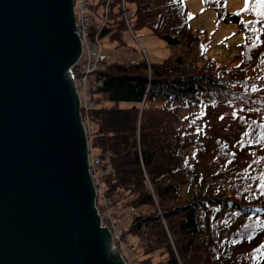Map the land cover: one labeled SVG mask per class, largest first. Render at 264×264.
Masks as SVG:
<instances>
[{"label": "trees", "instance_id": "1", "mask_svg": "<svg viewBox=\"0 0 264 264\" xmlns=\"http://www.w3.org/2000/svg\"><path fill=\"white\" fill-rule=\"evenodd\" d=\"M189 1L126 0L134 7L128 21L136 37L146 30L172 53L161 63L149 61L150 70L146 59L106 62L99 70L102 86L90 94L97 104L85 115L104 198L120 211L146 210L122 235L143 252L137 264H264V0H250L248 21L226 11L228 0H203L219 21L237 24L245 35L232 66L204 48L188 17ZM108 19L101 37L122 41L121 0ZM102 101L131 106L108 108ZM224 109L223 119L244 132L234 145L216 140L205 177L198 165L208 151L207 123Z\"/></svg>", "mask_w": 264, "mask_h": 264}, {"label": "water", "instance_id": "2", "mask_svg": "<svg viewBox=\"0 0 264 264\" xmlns=\"http://www.w3.org/2000/svg\"><path fill=\"white\" fill-rule=\"evenodd\" d=\"M75 0H0V264H126L95 206Z\"/></svg>", "mask_w": 264, "mask_h": 264}, {"label": "rangeland", "instance_id": "3", "mask_svg": "<svg viewBox=\"0 0 264 264\" xmlns=\"http://www.w3.org/2000/svg\"><path fill=\"white\" fill-rule=\"evenodd\" d=\"M89 1L92 3V5H97L99 2V0ZM107 1L108 0L104 1L103 5H99L94 8L85 7L84 10L85 14L87 15H95L97 23L102 24V30H104V28L107 26L111 8L114 3V0L108 1V4ZM124 1L126 0H121V6L127 29L123 32L122 41L113 40L110 34L105 35L101 39L102 49L104 52L109 54L110 62L125 63L127 60L139 61L143 60L145 57H147L151 63L155 64L167 60L171 56L172 52L160 37L149 34V32L146 30H142L136 32L138 36L137 42L133 39L130 31L132 28L129 26L130 24L128 19L130 8L133 9L134 7L130 6L129 4L125 5L123 3ZM225 6L227 12L239 13L245 21L250 20L246 13L250 6V0H228ZM75 7L77 11V15L75 13L77 23L79 15L81 16L80 3L78 2ZM188 17L192 19L191 25L193 29L202 33V43L204 44V48L208 50V54L211 58L224 65L232 66L238 63L239 59L237 58L240 52V46L245 41V35L239 32V27L237 24L219 21L216 9L208 8L203 0H191L188 2ZM141 49L144 50L146 54L145 57L142 54ZM195 53L196 51H193V55ZM191 59L193 60L194 58L192 57ZM148 69H151L149 65ZM77 74H79L78 68ZM78 76L79 75H77V77ZM100 78H102V76H100L98 70L96 73H91L88 76L85 85L78 83V89L76 91H78L80 103L82 101L83 105L82 113L84 112L85 118L82 116V119L84 118L83 123L85 129L87 130L89 172L92 177L93 185L96 189L97 196L95 206L101 218V225H104L107 222V218L110 217L111 222L109 221L110 218L108 219L109 222H107L110 230L115 232L113 227L116 228L118 225H120V230L118 229V231L120 235H123V231L131 223L133 217L147 212L143 209L135 211L121 210V212L120 209H118L121 207V205L118 206L117 209L110 207L108 206V202H106L104 199L105 186L102 179L103 169L101 167V160L97 154V151L93 147V140L91 136H88V132L90 133L91 131V126L88 124L87 116L85 115L90 109L89 104H92L93 101V99L90 97L91 92L101 87L99 82ZM240 78H243V76H240ZM93 104V106H96L97 103L93 102ZM101 104L108 108H129L131 106V103L126 102L115 103L110 101H102ZM226 112H229L228 109L217 111L207 123L205 141L208 145V151L202 155L198 165L200 173L205 177L210 176V162L214 156V144L216 140L222 138L234 145L241 139V136L244 132L242 125L238 122H235L231 119H223L227 115ZM181 193L182 195L185 194L184 189L181 191ZM100 196H102L104 199L103 202L100 201L101 199H98ZM103 217L106 219L105 223ZM101 227L103 228V226ZM122 254L125 255L128 264H137V261L140 259V257H142L143 252H140L139 250L132 252V250L128 248V250H124Z\"/></svg>", "mask_w": 264, "mask_h": 264}, {"label": "built area", "instance_id": "4", "mask_svg": "<svg viewBox=\"0 0 264 264\" xmlns=\"http://www.w3.org/2000/svg\"><path fill=\"white\" fill-rule=\"evenodd\" d=\"M76 2L77 3L79 2L81 5V16L79 15V18L76 23L77 26L76 33L80 37L83 46L81 59L79 63H77L78 64L77 68L79 71L78 74L79 79L76 80V83L85 85L88 76L91 73L96 72L99 68H101V65L107 60V54L103 51L101 44L100 35L102 32V26H101L102 24H98L97 21H94L89 15L85 14L84 12L85 7L90 6L89 0H76ZM75 12L77 15L76 9ZM99 82L101 84V81ZM91 106L92 104L90 103L89 107ZM109 218H107V222L109 221L111 222V218L110 219ZM116 239L117 241L114 244L119 245L121 247V235L119 231L116 234ZM121 249H123V247H121Z\"/></svg>", "mask_w": 264, "mask_h": 264}, {"label": "bare ground", "instance_id": "5", "mask_svg": "<svg viewBox=\"0 0 264 264\" xmlns=\"http://www.w3.org/2000/svg\"><path fill=\"white\" fill-rule=\"evenodd\" d=\"M76 18V17H75ZM77 27V26H76ZM77 34V33H76ZM78 35V34H77ZM80 38V37H79ZM81 40V39H80ZM81 43H82V41H81ZM92 144H93V142H92ZM102 226H106L107 228H108V230L110 231V233H111V236H112V242H113V244L117 241V239H116V234L118 233V229L120 230V225H118V227H116V228H114L113 227V229H115V232H112L111 230H110V227H109V225H107V222L104 224V225H102ZM121 241H123L122 240V234H121ZM121 247H124V249L126 250L127 248V243H125L124 241L121 243ZM128 248H130L131 249V247L130 246H128ZM134 250H136L137 251V249H134Z\"/></svg>", "mask_w": 264, "mask_h": 264}, {"label": "snow or ice", "instance_id": "6", "mask_svg": "<svg viewBox=\"0 0 264 264\" xmlns=\"http://www.w3.org/2000/svg\"><path fill=\"white\" fill-rule=\"evenodd\" d=\"M258 6H259V4H258Z\"/></svg>", "mask_w": 264, "mask_h": 264}]
</instances>
